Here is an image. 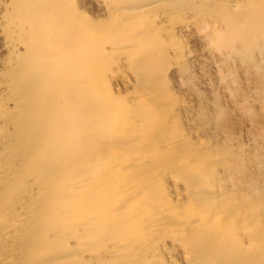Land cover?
<instances>
[{
    "label": "rangeland",
    "instance_id": "374dc122",
    "mask_svg": "<svg viewBox=\"0 0 264 264\" xmlns=\"http://www.w3.org/2000/svg\"><path fill=\"white\" fill-rule=\"evenodd\" d=\"M88 29L103 54L60 49L66 33ZM35 39L43 156L30 151L26 169L10 156L14 130L1 139L11 172L30 183H10L6 197L10 181L0 179V208L25 205L32 216L14 230L26 240L0 239L1 258L56 264L75 252L83 264H148L132 246L114 258L106 250L141 244L160 218L149 264H264V0H0V82L31 58ZM116 68L119 84H109ZM73 182L75 192L55 198ZM39 183L45 198L24 196ZM70 231L74 250L53 240Z\"/></svg>",
    "mask_w": 264,
    "mask_h": 264
},
{
    "label": "bare ground",
    "instance_id": "6f19581e",
    "mask_svg": "<svg viewBox=\"0 0 264 264\" xmlns=\"http://www.w3.org/2000/svg\"><path fill=\"white\" fill-rule=\"evenodd\" d=\"M66 1L71 2V0H66ZM157 4L158 3L153 2V3H147V4L142 5V6H135V7H132L130 9H127L126 11H123V13L126 12L128 14L133 13V14H137V15L139 14L140 15V14H143L144 12H147V11L149 12L155 6L157 7L158 6ZM131 20L135 21V23H136L135 18H133ZM121 22L123 23L124 21H121ZM120 23L118 25H120ZM135 23H134V25H135ZM259 23H261V22H259ZM124 24L126 25V22H124ZM131 24L132 23H128V25H126V26H130ZM117 26H116V28H117ZM113 27L114 26H112V29H114ZM133 28H135V27H133ZM261 28H262V25H261ZM123 29L124 28H122V30ZM256 29L258 30L257 27H256ZM129 30H130V28L128 29V31ZM132 30H130V31H132ZM75 31H73L72 33H70V32L66 33L67 43L61 45L60 49L62 51H65L66 54L69 53V55L72 53H73V55H74V53H77L79 57H80V55L95 56V55H101L104 53L105 48L103 46L105 44L104 45L101 44L100 34L97 35V33H95V32H90L89 29L88 30H82V31L78 32V33H80V35L74 34ZM116 31L117 30H115L114 32H116ZM101 34H102V32H101ZM107 43H111V42L107 41ZM39 44L40 43L35 39V45L33 44L34 46L29 47V48L26 47L27 54L30 55V53L33 52L30 56L31 58L29 60L26 58L23 60V62L21 60H19V62L17 64L19 67L18 68L16 67L14 69L15 74L12 77L10 83L9 82H0V179L1 180L6 179V180L10 181L9 183H7L9 185L5 188V194L4 195L6 197L11 196V194L13 193V190H14L13 188L10 187V183L14 184L15 182H19V184L21 185L20 187L23 189L25 188L24 186H26L30 183L29 182L30 180L29 181L27 180V176L24 174V171L22 173L24 175H22L20 177H17L15 174H13L11 172V169H14V168H12V166H14V163H12V161L9 160V158H10L9 156L7 157V154H8L7 153V146L3 145V142L1 141L2 138L7 137L8 133H9V129L14 130V135L17 137L19 144H20L16 150L13 149L15 151L13 152V154H10V156L11 155H15V156L18 155V157L21 158L20 160H22L21 162L28 164V165H25L26 169H27V166L31 165L29 163L34 164L31 161L33 159H30V158L28 159V157H27L28 153H30V151H32V154H31L32 156L30 155V157H33V153H34V156H35L34 159L37 162L39 160H41V158L43 156V79H42L43 76H41V71L39 69H33L31 66L32 64L34 65L38 61V58H41V56H40L41 45H39ZM226 44H228V43H224L223 45H226ZM119 49H120V47H119ZM108 53H110V50ZM27 54L25 56H27ZM77 54H75V55H77ZM23 57H24V55H23ZM75 57H73L74 60H75ZM21 59H23V58H21ZM83 63H84V61H83ZM70 64H71V62H70ZM87 65H89V64H87ZM122 65H123V63H122ZM124 66H125V64H124ZM71 67H73V66H71ZM84 68H85V66H84ZM118 69L119 68L110 70L108 72V74L106 75V81L110 82L109 84H116V83L119 84L120 79L118 76V74H119L118 72L120 71V69L119 70ZM11 114H12V116H11ZM8 115L10 117H7ZM11 117H14V119L10 120ZM26 160H27V162H26ZM28 160H30L31 162L28 163ZM37 164H39V163H37ZM41 166H43V165H41ZM20 172H22V171H20ZM28 173H29V171H28ZM154 174H155V172L151 173L152 176ZM40 180H42V179H39V182H40ZM76 189H78V188H77L75 182L66 184L63 187H61L60 189H58V191L56 192L55 198L57 199V197H59V195L63 196V198L65 196L71 195L73 192L76 191ZM173 189H174V187H173ZM26 194L24 196L29 197L30 199L41 200V199H43V195L45 198L46 191L43 190V183L32 185L31 190L28 192L27 195ZM176 194H177L176 197H178L179 193L176 192ZM46 196H48V195H46ZM34 205L36 206V203ZM31 217L32 216H31L30 212L28 211V208L25 205L18 210L0 208V227H1L0 239H3L8 243L9 242L10 243H18L19 240H22V241L26 240L27 239L26 234H21L20 237L17 239V237L14 234L15 233L14 230H15V228H23L26 230L27 224H29V220ZM160 222H161V219L158 218V219H153L150 223H148L149 237L146 241L141 242V244L140 243L139 244H128V243L117 242L113 246H111L110 248H107L106 256L110 257V258L117 257L121 251H123L124 249L126 250V248L132 246L135 248L134 250L136 252H138V254L144 255V257H147V259H148L147 261L149 264V262H151L152 259H155V250H154V246H155V242H156L155 235L160 232V229L162 226ZM35 223H36V226L38 228H41V226H43V224H42L43 223V217L39 216L38 221H36ZM35 228L36 227L34 226L33 231L35 230ZM38 228H36V230ZM76 228H73V230L75 232L77 231ZM38 232L39 231H36L37 235H39ZM72 232L73 231H70V233H56V234H54L53 240L58 242L63 247H65L69 250H71V249L74 250V248L72 246L76 245L75 247H77L80 238L75 236V234H74L75 232L74 233H72ZM35 234H32V235L35 236ZM38 240L40 241V237ZM37 244H33L32 248L30 250L33 251L34 250L33 248L37 247ZM39 249L37 247V250H39ZM131 249H133V248H131ZM74 253L75 252H73L72 253L73 255H70V256L65 255L64 257H60L61 259L58 260L57 261L58 263H56V264H83L85 261L84 258L80 259V257H78L76 253L75 254ZM92 258H94V257H91V259ZM15 261H16V257L14 255H11V254L7 255L5 257H2V258L0 257V264H13ZM37 261H39V260H37ZM37 261H36V259H33L32 261H31V259H29V260L26 259L21 264H41L39 262L37 263ZM130 264H133V263H130Z\"/></svg>",
    "mask_w": 264,
    "mask_h": 264
}]
</instances>
